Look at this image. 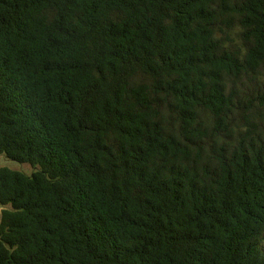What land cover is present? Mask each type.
Listing matches in <instances>:
<instances>
[{
	"label": "trees",
	"instance_id": "16d2710c",
	"mask_svg": "<svg viewBox=\"0 0 264 264\" xmlns=\"http://www.w3.org/2000/svg\"><path fill=\"white\" fill-rule=\"evenodd\" d=\"M0 264H264V0H0Z\"/></svg>",
	"mask_w": 264,
	"mask_h": 264
},
{
	"label": "rangeland",
	"instance_id": "374dc122",
	"mask_svg": "<svg viewBox=\"0 0 264 264\" xmlns=\"http://www.w3.org/2000/svg\"><path fill=\"white\" fill-rule=\"evenodd\" d=\"M7 166L11 169L22 171L28 175H31L34 172V169L28 164H19L17 162L11 161L0 155V167ZM2 206L0 205V218H1Z\"/></svg>",
	"mask_w": 264,
	"mask_h": 264
}]
</instances>
